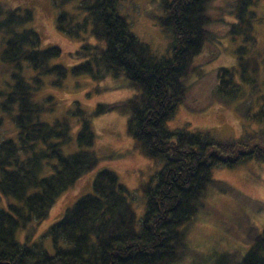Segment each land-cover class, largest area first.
<instances>
[{
    "label": "trees",
    "instance_id": "16d2710c",
    "mask_svg": "<svg viewBox=\"0 0 264 264\" xmlns=\"http://www.w3.org/2000/svg\"><path fill=\"white\" fill-rule=\"evenodd\" d=\"M121 1L54 0L59 9L75 5L73 13L58 15L60 32L95 40L84 42L72 54L84 61L71 70L52 65L61 49H42L40 35L25 27L33 20L30 10L6 8L0 2V58L10 70V81L0 90L1 110L17 129L16 140L0 142V193L20 202L10 206V212L0 210V264H173L189 251L186 227L204 209L205 194L213 187L232 192L230 185L213 179V170L234 169L248 161L264 163V129L227 139L211 130L172 131L166 126L186 99L192 61L210 40L209 8L215 0H162L164 15L159 24L173 37L171 57L162 59L130 31L119 9ZM249 5L254 3L238 0L228 15L244 24ZM222 25H228L232 33L240 26ZM244 31L248 33V28ZM237 53L238 70L257 73L258 68L249 69L254 60L244 61L248 49L242 47ZM27 71L34 75L27 77ZM235 73L218 70L219 94L233 99L240 95L242 86L235 82ZM69 74L89 75L96 81L121 80L122 87L135 94L125 101L99 104L89 116L77 110L73 115L80 116L78 149L66 155L62 148L72 140L68 117L49 122L46 116L56 104L53 96L48 104L36 96L46 78L54 76L52 85L61 87ZM112 112L127 115L128 134L137 149L164 164L155 180L143 188L146 208L139 228L128 189L116 173L104 169L97 174L93 193L68 208L48 230L54 254L40 244L18 242V229L45 220L57 199L98 166L100 159L90 151L96 141L91 117ZM253 118L264 124V107ZM3 123L0 116V127ZM45 170H50L49 175H42ZM251 235H247L250 241L245 254H227L215 264H264V229L251 230Z\"/></svg>",
    "mask_w": 264,
    "mask_h": 264
},
{
    "label": "rangeland",
    "instance_id": "374dc122",
    "mask_svg": "<svg viewBox=\"0 0 264 264\" xmlns=\"http://www.w3.org/2000/svg\"><path fill=\"white\" fill-rule=\"evenodd\" d=\"M237 1L215 0L211 4L209 15L213 21L212 34L204 52L192 61L193 74L186 79L187 96L176 115L167 122L169 130H211L221 138L239 139L246 132L264 129V124L253 118L264 107V0H250L254 5H249L244 24L228 15L235 11ZM0 2L6 8H20L33 13V20L25 27L40 35L41 48L55 46L61 49V55L51 60L52 65L59 64L71 70L84 61L74 59L72 54L80 50L84 42H95L91 36L84 35L75 39L57 29L60 12L73 13L74 4H67L59 9L54 0ZM161 3L162 0H123L119 6L130 31L148 45L158 59L171 57L173 42L172 34L159 24V19L164 15ZM80 21L81 19L78 22ZM222 24L240 26L232 33L228 25ZM247 28L248 33L244 31ZM1 43L0 48L3 47ZM242 47L248 49L244 61L254 60L249 69L253 71V68H258L257 73H250L249 70L245 72V68L238 70L237 51ZM221 68L236 72L235 82L242 86L236 99L218 93V70ZM26 74L27 77L34 75L31 71ZM53 79L54 76L46 78V84L36 99L48 104V98L53 96L56 104L54 112L46 116L49 122L68 117L72 140L62 148L66 155L78 149L76 137L81 127L80 116L73 115L77 110H82L89 116L99 104L125 101L135 94V90L122 87L123 81L113 78L96 81L89 75L74 77L69 74L61 87L53 86ZM9 81L10 70L0 58V90H5ZM2 102L3 97H0V116L4 118L0 127V142L16 140V126L2 112ZM127 120L128 116L119 112L91 117L96 141L90 151L100 159L98 166L57 199L45 220L32 222L27 228L18 229V242L30 246L40 244L48 253L54 254L52 240L46 236L48 230L64 217L68 208L73 207L82 197L93 193L97 174L104 169L116 173L120 184L128 189V198L137 218L136 227L139 228L146 208L143 188L155 180L164 164L161 160L147 158L137 149L135 140L128 134ZM49 173L50 170H45L42 175ZM213 179L230 185L232 192L229 189L223 192L220 188L213 187L205 194L204 209L186 227L185 241L189 251L173 264H215L227 254L241 257L248 249L250 240L247 235H251V230L261 232L264 229V163L248 161L234 169L215 168ZM19 204L14 198L0 193V210L10 212V206Z\"/></svg>",
    "mask_w": 264,
    "mask_h": 264
}]
</instances>
